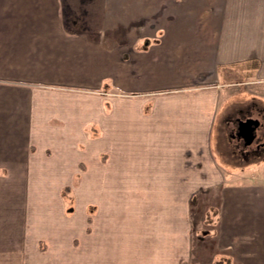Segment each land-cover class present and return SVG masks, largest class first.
Returning <instances> with one entry per match:
<instances>
[{
	"label": "crops",
	"instance_id": "crops-1",
	"mask_svg": "<svg viewBox=\"0 0 264 264\" xmlns=\"http://www.w3.org/2000/svg\"><path fill=\"white\" fill-rule=\"evenodd\" d=\"M224 105L264 121V0H0V264H264Z\"/></svg>",
	"mask_w": 264,
	"mask_h": 264
},
{
	"label": "rangeland",
	"instance_id": "rangeland-1",
	"mask_svg": "<svg viewBox=\"0 0 264 264\" xmlns=\"http://www.w3.org/2000/svg\"><path fill=\"white\" fill-rule=\"evenodd\" d=\"M96 7H93V11H96V9H95ZM95 14V13H94ZM94 16V15H93ZM238 90H242V91H244V87H241V88H237L236 89V87H232V88H230L229 90H228V93L227 94H229L230 96H232V99L233 98H236V99H238L239 97H240V95L241 94H244V93H242V92H240V93H236ZM255 90V89H254ZM255 91H257V90H255ZM241 98H244V96H242ZM228 102V101H227ZM257 102L261 105L262 104V101H258L257 100ZM228 105H232L231 103H229ZM228 107V106H227ZM227 107H226V105H224L223 106V108H221V111L219 112V114H218V116H217V118H216V121H215V128H214V130H215V132H214V134H216V136H217V134H219L220 136H221V134H222V131H223V117L225 116V117H227V116H232V119L234 118V113L232 112V113H228V111H227ZM257 115V114H256ZM260 117H262V116H260ZM262 120V119H261ZM224 145V143H223V141L220 139V138H216L215 139V136L213 137V140H212V147H213V150H214V154H215V156H216V159H217V161L220 163V164H222V165H227L228 167H230V168H235V169H239V168H241V166L244 164V163H242V164H240L239 162H236V163H234L233 161H231V159L229 158V156L226 154V153H224L223 151H222V146ZM240 160V159H239ZM241 162V161H240ZM262 177H264V174H262V173H257L256 172V169H253V170H251V171H249V172H246V173H244V180H253V181H255L256 179H261ZM211 212H212V210H210ZM208 212H209V210H208ZM207 212V213H208Z\"/></svg>",
	"mask_w": 264,
	"mask_h": 264
},
{
	"label": "flooded vegetation",
	"instance_id": "flooded-vegetation-1",
	"mask_svg": "<svg viewBox=\"0 0 264 264\" xmlns=\"http://www.w3.org/2000/svg\"><path fill=\"white\" fill-rule=\"evenodd\" d=\"M251 116H244V114L237 115L233 118V123L231 128H229L228 134L230 141L232 142V148L234 152L242 154V156L248 154H257L261 150H264V121L259 118H254L259 120V124L254 130V138L250 143L246 141L244 136V125L243 121Z\"/></svg>",
	"mask_w": 264,
	"mask_h": 264
},
{
	"label": "water",
	"instance_id": "water-1",
	"mask_svg": "<svg viewBox=\"0 0 264 264\" xmlns=\"http://www.w3.org/2000/svg\"><path fill=\"white\" fill-rule=\"evenodd\" d=\"M242 123L244 125V136L246 138V141L250 143L254 138V130L259 124V120L250 117L245 119Z\"/></svg>",
	"mask_w": 264,
	"mask_h": 264
},
{
	"label": "trees",
	"instance_id": "trees-1",
	"mask_svg": "<svg viewBox=\"0 0 264 264\" xmlns=\"http://www.w3.org/2000/svg\"><path fill=\"white\" fill-rule=\"evenodd\" d=\"M207 214H208V216H209V212H208Z\"/></svg>",
	"mask_w": 264,
	"mask_h": 264
}]
</instances>
